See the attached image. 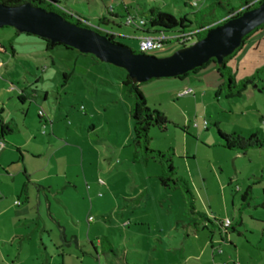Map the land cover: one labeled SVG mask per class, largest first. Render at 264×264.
I'll list each match as a JSON object with an SVG mask.
<instances>
[{
  "label": "rangeland",
  "instance_id": "rangeland-1",
  "mask_svg": "<svg viewBox=\"0 0 264 264\" xmlns=\"http://www.w3.org/2000/svg\"><path fill=\"white\" fill-rule=\"evenodd\" d=\"M57 1L62 9L75 12L93 24H97L102 14L108 17L103 5L114 11L120 16L117 24L99 28L125 36L117 37L116 41L136 51L140 36L125 27L128 14L135 15L137 20L138 15L146 18V5H153L177 18L184 14L190 17L192 3L199 9L216 2ZM219 2L229 9L237 7L240 0ZM213 7L216 16L224 14L223 8ZM180 48L179 43L172 42L146 55L168 57ZM243 52L227 61L235 83L260 71L253 85L232 92L223 85L216 66L208 63L204 69L180 77L137 84L147 107L163 113L170 122L166 131L149 130V148L160 152L172 149L176 177L185 181L188 194L182 182L171 189L162 187L158 177L165 172L164 166L145 163L135 155L129 112L133 97L122 86L127 75L124 69L76 49L56 46L46 50L44 41L35 36L18 33L13 27L0 28V111L4 123L11 125L9 131L2 129V161L13 163L7 169L23 180L24 167L29 173L35 169L38 161L35 153L49 139L52 144L59 139L64 146L62 158L67 160L68 175L85 176L96 184L102 181L111 189L117 204L107 207L104 215L89 212L86 187L75 197L63 195L62 198L64 208L85 232L88 224L94 225L97 237H108L113 243L114 253L100 254L101 264H206L201 247L207 235L205 227L211 231L217 221L226 218L230 221L232 217L243 218L255 227L251 217H264L261 207L254 208V202L264 201L261 196L264 180L260 184L256 182L259 166L248 162L264 164V149L236 157L233 151H223L216 145L215 124L222 133L245 136L257 133L264 138V54L251 52L242 59ZM250 65L246 74L245 66ZM255 65L259 66L253 68ZM187 88L192 93L182 96ZM248 185L256 198L249 200L251 208L238 210L237 187L242 189ZM103 193L101 189L100 196ZM31 195H35L34 189ZM218 238L215 232L213 241ZM85 242L87 251L90 247ZM207 252L210 255V248ZM188 257L189 262L185 261ZM85 259L86 264H97L88 256Z\"/></svg>",
  "mask_w": 264,
  "mask_h": 264
},
{
  "label": "crops",
  "instance_id": "crops-1",
  "mask_svg": "<svg viewBox=\"0 0 264 264\" xmlns=\"http://www.w3.org/2000/svg\"><path fill=\"white\" fill-rule=\"evenodd\" d=\"M92 1L96 3V0ZM103 9L106 12L104 5ZM111 14L117 15L114 11H111ZM128 15L136 18L135 15ZM138 17L144 19L142 15ZM243 50L242 59L247 58L251 52L264 54V27L248 39L239 53ZM241 61L237 67L238 71ZM251 66H245L246 74ZM229 68L232 72V68ZM131 106L132 104L129 112ZM14 125L17 127L15 122ZM3 126L6 131L11 128V125L4 121ZM60 142L58 139L56 144H52L49 139L47 145L43 144L44 147L35 153L38 161L35 163L33 173H29V170L24 167L23 180L17 174L9 172L7 168L13 163L5 159L2 161L1 154H3L4 146L0 150V169L3 172L0 174V264H86V256L96 260L97 264H101L98 241L102 237H97L98 233L94 225L88 224V230L85 232L75 217L69 215L64 208L62 198L63 195L75 197L86 187L89 194V212L95 215H104L107 207L117 204V200L115 201L114 193L110 188L107 189L106 185H101L99 182L96 184L85 176L68 175L67 160L62 158L64 146ZM216 145L225 151L218 144ZM249 152L234 153L236 157H244ZM248 162L259 166L257 172L259 176L257 179L253 178L260 184L264 180V164L253 163L251 160ZM238 175L239 173H236V176ZM247 187L249 185L242 189L237 187L240 201L238 210L243 207L251 208L249 200L256 198L252 189L250 198L242 196ZM31 188L35 190L34 196L31 195ZM101 189H104L103 196H100ZM90 194H93L92 197ZM261 196L264 198V188H262ZM256 207L264 210V201L260 204L254 202V208ZM251 220L256 222L255 227L248 225L243 218L235 217L230 219L231 228L227 231L218 227L223 220L217 221L216 228L211 231L205 227L204 231L207 235L204 239L202 238L201 247L206 257V264H264V217L259 215L256 219L251 217ZM215 232H218L219 238L213 241ZM197 233L195 230L194 235ZM85 240L94 243L98 257L87 253L92 251V247L88 243L87 246L90 248L86 251ZM208 248H210V255L207 252ZM189 260L188 257L185 261L189 262Z\"/></svg>",
  "mask_w": 264,
  "mask_h": 264
},
{
  "label": "trees",
  "instance_id": "trees-1",
  "mask_svg": "<svg viewBox=\"0 0 264 264\" xmlns=\"http://www.w3.org/2000/svg\"><path fill=\"white\" fill-rule=\"evenodd\" d=\"M263 1L264 0H240V3L237 7H231L229 9L224 8L219 0H216V2L209 6H205L199 9H196L198 5L194 6L193 4H191L189 6V8L192 10L191 16L188 17L184 14L179 18L161 11L156 6L146 5V8H148V16L142 19L145 24L137 27L138 21L140 19L137 20L136 18L127 15L126 20L128 17H130L133 23L127 24L125 20V27L130 28L133 31L134 35L139 34L140 37L137 38L138 41L145 36H165L168 39L164 44H162L161 48L172 42L179 43L182 47H187L194 42L202 39L209 30L224 24L229 19L235 18L245 11L255 8ZM23 4H30L33 7H38L48 12L56 13L71 24L84 29L92 30L104 36L110 42L116 45L127 47L126 45H123L116 41L117 37L126 38L125 36L116 35L112 32L103 31L99 28L102 25L117 24L116 20L119 19L120 16L111 14V11L109 10H106L108 17H104V15H101L97 19V24H93L89 20L83 18L75 12L69 11L67 9H62L61 7H59L60 3L57 0H0V5L6 7H17ZM214 5L223 8L225 11L224 14L219 17L216 16L214 13ZM263 27L264 24L245 36L242 46L238 48L232 55L226 57L223 60V64L221 65V67H218L214 60H210L207 64H214L216 66V72L224 80L223 85L227 88L228 92H232L233 90H237L238 88H244L245 86L253 85L255 79L258 77V73L260 70L256 71L254 75L244 79L240 83H235L234 76L230 68L227 67V61L234 57L236 53L240 52L245 46L248 39ZM44 43L46 50H50L51 48H54L56 46H62L66 49H70L69 47L62 44H51L49 41H44ZM129 49L132 50L134 54H143L142 52H140L139 48L137 51L131 48ZM204 67L205 65L191 72L204 69ZM122 86L133 97V103L130 109V117L132 119L133 125L132 143L134 145L133 147L135 155L142 158L145 163H160L164 166L165 172L163 171L162 175L158 177L159 183L162 187H164L165 189H171V187H175L178 182H182L185 185L186 192L190 194L185 181L176 177V171L171 160L172 149L167 152H160L151 150L149 148V143L151 141L149 137V130L151 128H157L160 132L166 131L167 126L170 122L163 113L152 111L147 107L146 99L144 98L138 86L131 82L128 75H126L122 80ZM41 116V112H39L38 117L40 118ZM214 126L217 133L216 143L221 148L227 151H233L243 154L252 150L264 149V138H260L257 133H250L247 136L243 135L242 133L227 134L222 133L217 127V124H215ZM3 128V117L2 112L0 111V138L3 134ZM242 196L247 198L251 197L250 186L247 187ZM190 198H192L191 195ZM190 205H192V203ZM218 227L223 228V230L227 231L231 228V221L230 225L227 228L223 226L222 222L218 224ZM88 243L91 245L92 251L87 253L90 256L98 257V252L95 248L94 243L90 241ZM98 246L100 251L99 253L101 254L114 253L113 243L110 242V239L108 237L101 238V240L98 241Z\"/></svg>",
  "mask_w": 264,
  "mask_h": 264
},
{
  "label": "water",
  "instance_id": "water-1",
  "mask_svg": "<svg viewBox=\"0 0 264 264\" xmlns=\"http://www.w3.org/2000/svg\"><path fill=\"white\" fill-rule=\"evenodd\" d=\"M263 24L264 1L209 30L190 46L182 47L168 57L156 58L134 54L129 48L116 45L92 30L78 27L56 13L30 4L0 5V28L13 27L18 33L93 55L101 62L124 69L136 85L152 79L183 76L210 60L221 67L223 60L242 46L244 37Z\"/></svg>",
  "mask_w": 264,
  "mask_h": 264
},
{
  "label": "built area",
  "instance_id": "built-area-1",
  "mask_svg": "<svg viewBox=\"0 0 264 264\" xmlns=\"http://www.w3.org/2000/svg\"><path fill=\"white\" fill-rule=\"evenodd\" d=\"M194 6H196L197 4L194 2L192 3ZM126 23L127 24H132L133 21L130 17L127 18L126 20ZM145 22L140 19L138 21V25L137 27L139 26H142L144 25ZM167 37L165 36H160V37H154V36H145V37H142L141 39H139V50L140 52H142L143 54H148L149 52H152V51H155V50H158V49H161V46L162 44H164L166 41H167ZM192 93V89H187L183 94H181L182 96H185V95H189ZM205 126H206V122H204ZM3 147V144L1 143L0 141V148ZM101 184H103L102 181H100ZM91 219V218H90ZM223 226L224 227H228L230 225V221L228 219H226L225 221L222 222Z\"/></svg>",
  "mask_w": 264,
  "mask_h": 264
}]
</instances>
